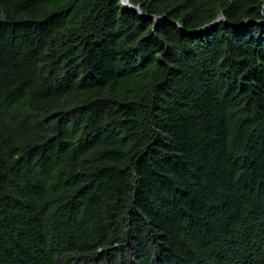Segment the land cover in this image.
Returning <instances> with one entry per match:
<instances>
[{"label":"trees","instance_id":"16d2710c","mask_svg":"<svg viewBox=\"0 0 264 264\" xmlns=\"http://www.w3.org/2000/svg\"><path fill=\"white\" fill-rule=\"evenodd\" d=\"M128 3L0 0V264H264V0Z\"/></svg>","mask_w":264,"mask_h":264},{"label":"rangeland","instance_id":"374dc122","mask_svg":"<svg viewBox=\"0 0 264 264\" xmlns=\"http://www.w3.org/2000/svg\"><path fill=\"white\" fill-rule=\"evenodd\" d=\"M122 3L125 7L129 6L128 0H122Z\"/></svg>","mask_w":264,"mask_h":264},{"label":"water","instance_id":"95a60500","mask_svg":"<svg viewBox=\"0 0 264 264\" xmlns=\"http://www.w3.org/2000/svg\"><path fill=\"white\" fill-rule=\"evenodd\" d=\"M221 18H222V17H220L219 19H221ZM219 19H218V20H219Z\"/></svg>","mask_w":264,"mask_h":264}]
</instances>
